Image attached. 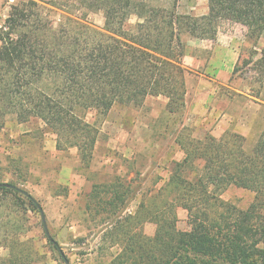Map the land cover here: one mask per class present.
Instances as JSON below:
<instances>
[{
	"label": "trees",
	"instance_id": "16d2710c",
	"mask_svg": "<svg viewBox=\"0 0 264 264\" xmlns=\"http://www.w3.org/2000/svg\"><path fill=\"white\" fill-rule=\"evenodd\" d=\"M151 1L53 0L50 5L65 12L58 22L38 1L11 5L0 25V132L13 118L34 123L35 130L56 135L58 150L77 148L89 170L101 131L98 120H87L91 107L106 116L115 104L141 106L150 96H164L169 117L181 123L184 36L213 40L224 20L246 26L248 39L264 36V0H208L201 15L180 12L179 0ZM97 11L103 27L87 20ZM132 14L139 20L130 27ZM249 52L233 73L248 67L264 87V47L256 59ZM174 134L182 157L160 186L142 192L137 178L117 174L93 183L85 195L87 220L102 232L106 249H117L107 264H264V125L251 146L232 131L196 138L182 126ZM17 167L0 168V207L9 200L1 240L9 256L1 264H30L35 252L15 219L39 211L40 203L22 187L28 176ZM231 186L253 194L247 207L222 197ZM140 194L136 210L127 211ZM179 207L190 230L178 228ZM146 223L156 225L154 235L144 232ZM46 238L53 253L69 260L58 240Z\"/></svg>",
	"mask_w": 264,
	"mask_h": 264
},
{
	"label": "rangeland",
	"instance_id": "374dc122",
	"mask_svg": "<svg viewBox=\"0 0 264 264\" xmlns=\"http://www.w3.org/2000/svg\"><path fill=\"white\" fill-rule=\"evenodd\" d=\"M22 1L0 0V25L4 24L11 5ZM35 1L44 7L50 20L58 22L63 18L64 9L51 6L53 0ZM151 3L169 5L170 0H152ZM178 3L182 13L201 15L208 11V0H179ZM75 14L81 16L80 12ZM87 20L98 27L104 26L102 11L88 13ZM138 20L132 14L128 25L134 26ZM219 28L224 48H230V59L221 67L215 59L223 55V50L199 51L195 44L200 39L183 38L185 55L199 53L201 57L190 67L192 70L186 67L187 94L181 123L169 117L164 96H150L141 106L115 104L106 116L99 115L95 106L91 107L87 120H98L101 131L89 170L80 162L77 148L58 150L56 135L35 130L34 123H19L13 118L0 132V168L12 172L19 166L28 176L22 187L39 201L49 232L67 253L70 264H107L117 250L115 247L106 249L107 245L101 241L102 232L94 229L95 224L84 214L85 195L93 183L120 174L128 179L137 178L136 184L142 192L160 186V180L168 177L174 161L182 157L174 142V132L182 126L189 128L196 138L206 134L221 137L226 131H232L245 136L247 145L255 143L264 125V87L254 82L256 74L248 67L236 73L233 70L237 63L242 65L243 59L250 56L249 51L256 52L253 58L259 57L264 36L258 40L248 39L246 26L226 20ZM234 53L238 55L236 62ZM10 178V175L6 177ZM156 181L159 182L155 185ZM222 197L245 208L253 194L231 186ZM140 199L141 194L128 204L127 211L136 210ZM8 201L0 207V264L9 256V250L1 243L8 228ZM177 215L178 228L190 230L192 223L187 211L179 207ZM15 221L32 237L35 252L30 264H66L51 250L40 210L19 216ZM143 229L146 234L154 235L156 225L146 223ZM101 244L102 252L99 251Z\"/></svg>",
	"mask_w": 264,
	"mask_h": 264
},
{
	"label": "crops",
	"instance_id": "0c3cea01",
	"mask_svg": "<svg viewBox=\"0 0 264 264\" xmlns=\"http://www.w3.org/2000/svg\"><path fill=\"white\" fill-rule=\"evenodd\" d=\"M231 36H233V35H231ZM221 39H223V38L221 37V28H219L217 37L215 39H213V40L200 39V40H198L199 43L195 44L197 49H199V51H208V52L214 51V52H216V50L217 51L220 49L223 50V55L217 56L218 58L215 59V61H217V59H218L217 62L219 63V65H218L219 67H221L223 64L226 65V61H229V59H230V57H228L230 48L228 46L227 47L228 50H226L224 48L222 42H221ZM200 57L201 56L199 55V53L185 55L183 58V63H185V65H186L185 67L192 70L190 67H193L194 64L196 65L197 61L200 60ZM237 58H238L237 53H234V62L237 61ZM218 66H216V67H218ZM219 71H221V68H219Z\"/></svg>",
	"mask_w": 264,
	"mask_h": 264
},
{
	"label": "water",
	"instance_id": "95a60500",
	"mask_svg": "<svg viewBox=\"0 0 264 264\" xmlns=\"http://www.w3.org/2000/svg\"><path fill=\"white\" fill-rule=\"evenodd\" d=\"M39 208H40V211H41V216H42V220H43V223H44V228H45L46 234L48 235L49 238H52L51 234L49 232L48 226H47L46 215H45V213H44V211H43V209H42V207L40 205H39ZM66 264H70L69 260L66 261Z\"/></svg>",
	"mask_w": 264,
	"mask_h": 264
}]
</instances>
